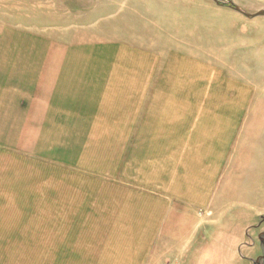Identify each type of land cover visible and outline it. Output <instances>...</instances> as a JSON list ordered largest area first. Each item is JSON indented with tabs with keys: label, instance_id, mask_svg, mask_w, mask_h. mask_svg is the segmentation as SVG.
<instances>
[{
	"label": "rangeland",
	"instance_id": "374dc122",
	"mask_svg": "<svg viewBox=\"0 0 264 264\" xmlns=\"http://www.w3.org/2000/svg\"><path fill=\"white\" fill-rule=\"evenodd\" d=\"M235 7L264 0H0V264H264V16Z\"/></svg>",
	"mask_w": 264,
	"mask_h": 264
},
{
	"label": "crops",
	"instance_id": "0c3cea01",
	"mask_svg": "<svg viewBox=\"0 0 264 264\" xmlns=\"http://www.w3.org/2000/svg\"><path fill=\"white\" fill-rule=\"evenodd\" d=\"M259 109V108H258ZM230 114H231V112H229ZM236 114V110H235V112H233L232 114H231V116H229V117H227L228 119L231 117L232 118V120L234 119V117L236 116L235 115ZM225 119V118H224ZM237 119V118H236ZM193 131V130H192ZM229 128H227V130L226 129H224V127H223V125H222V122H221V130L219 131V133L217 134L218 135V137H217V141H215V144H213V146L210 148L209 147V150H210V152L212 153V154H217V152H218V150H217V148L219 147L220 148V150H223L225 147H226V145H227V143H229V142H227V143H225L224 141H223V138L221 137V138H219V136H224V133H227L228 135H229ZM192 133V132H191ZM255 133H253V134H251V135H254ZM216 135V136H217ZM250 134L248 135V136H246V134L244 135V136H242V137H244L245 139H248L250 136H251ZM229 138H230V136H229ZM216 140V139H215ZM228 141H229V139H228ZM188 142H191V134H190V137L188 138ZM244 142H246V140L245 141H243V143ZM247 143V142H246ZM245 143V144H246ZM185 144V143H184ZM187 144V143H186ZM237 145H238V147H239V142L237 143ZM188 149H190V147H189V145H188ZM183 151V150H182ZM182 151H180V150H178L177 151V153L176 154H180V152H182ZM241 152V153H240ZM240 154L239 153H237V148H235V152L234 153H232V155L230 156V160H229V162H230V164H232V165H234V166H236L239 170H241V168H244V166H242V163H244V159H246V154H247V152H245V151H243V150H240ZM236 154H238V155H236ZM222 155H223V153H221V156L220 157H222ZM217 156H218V154H217ZM219 157V156H218ZM228 162V163H229ZM238 173H237V171H235V173H234V176L236 177V176H239V175H237ZM239 179H241L242 178V175L241 176H239L238 177ZM237 178V179H238ZM187 185H188V183H186V182H182L181 183V187H182V193H185V194H187V192L189 193V197H191L192 196V194H193V190L191 191V190H185V189H187ZM159 192L161 193V196H166L167 194H168V192H167V187H166V185L165 184H161V186H160V189H159ZM185 194H183V195H181V197H183ZM188 197L185 195V197H183V199L184 200H186ZM189 200H190V198H189ZM161 201V200H160ZM163 202L164 201H162L161 203L163 204ZM147 225H150V224H147ZM147 225H145V226H147ZM151 236L152 235H150V236H148L149 238H150V240H151ZM143 239H144V237H143ZM149 242V241H148Z\"/></svg>",
	"mask_w": 264,
	"mask_h": 264
},
{
	"label": "water",
	"instance_id": "95a60500",
	"mask_svg": "<svg viewBox=\"0 0 264 264\" xmlns=\"http://www.w3.org/2000/svg\"><path fill=\"white\" fill-rule=\"evenodd\" d=\"M214 1H218V0H214ZM235 10L237 12H240L241 14L245 15L247 18H250V19H253V18H256V17H261V16H264V11H261V12H258L256 14H248L246 12H244L243 10H241L240 8H237L235 7Z\"/></svg>",
	"mask_w": 264,
	"mask_h": 264
}]
</instances>
